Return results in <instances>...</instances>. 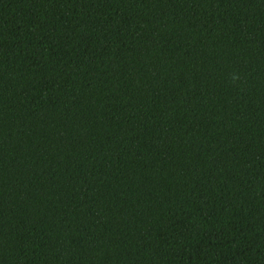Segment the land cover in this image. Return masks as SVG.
<instances>
[{
  "label": "trees",
  "instance_id": "obj_1",
  "mask_svg": "<svg viewBox=\"0 0 264 264\" xmlns=\"http://www.w3.org/2000/svg\"><path fill=\"white\" fill-rule=\"evenodd\" d=\"M0 264H264V0H0Z\"/></svg>",
  "mask_w": 264,
  "mask_h": 264
}]
</instances>
